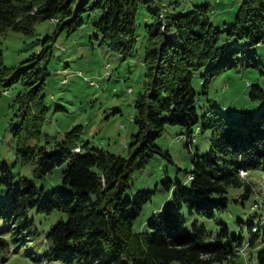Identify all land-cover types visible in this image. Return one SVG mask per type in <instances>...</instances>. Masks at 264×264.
Returning a JSON list of instances; mask_svg holds the SVG:
<instances>
[{
	"label": "trees",
	"instance_id": "trees-1",
	"mask_svg": "<svg viewBox=\"0 0 264 264\" xmlns=\"http://www.w3.org/2000/svg\"><path fill=\"white\" fill-rule=\"evenodd\" d=\"M140 3L146 4L153 22L146 25L145 89L134 101L136 131L126 144L128 156L82 142L81 125L67 131L53 149L41 142L51 43L14 67L10 77H4L8 70L2 75L3 86H23L14 99L20 119L12 127L18 160L34 162L38 178L65 167L61 185L44 196V189L27 177L15 181L9 164L2 163L0 180L8 201L0 202V217L10 225L0 229V253L9 246L5 232L11 231L18 242L37 234L28 216L37 208L67 215L46 234L38 264H234L240 255L242 236H231L226 223L219 222L220 229L213 233L199 219L187 226L180 211L187 206L192 214L215 219L228 206L229 187L244 186V197H249L256 189L248 181L249 170L264 169V106L238 116L215 109L203 113L193 84L196 75L207 87L215 75L239 64L259 67L256 47L264 43V0H242L234 21L223 29L215 27L208 4L174 13L159 0H0V34L8 28L33 33L40 21L51 20L56 29L44 42L53 41L64 30L68 35L77 32L85 14L98 12L93 22L97 32L125 58L137 50ZM250 98L264 101L260 83L251 84ZM167 124L185 127L190 138L201 124L211 132L210 149L194 151L190 182L177 184L172 194L175 209L153 213L147 221L151 232L137 231L135 220L153 191L140 190L134 197L126 193L133 173L162 152L156 139ZM257 259L264 264V248Z\"/></svg>",
	"mask_w": 264,
	"mask_h": 264
},
{
	"label": "rangeland",
	"instance_id": "rangeland-1",
	"mask_svg": "<svg viewBox=\"0 0 264 264\" xmlns=\"http://www.w3.org/2000/svg\"><path fill=\"white\" fill-rule=\"evenodd\" d=\"M159 1L174 13L193 5L208 4L212 21L219 29L226 28L234 21L242 2ZM84 17L86 22L80 30L69 35L64 30L53 41L44 42L56 29V23L51 20L40 21L33 33L8 28L0 34V178L1 165L7 162L15 181L20 176L27 177L31 183L44 189V196L61 185L65 165L57 166L44 178H38L34 174V162L22 163L18 160L12 127L20 119L14 99L23 86L20 83L3 86L1 77L5 71L8 70L4 77H10L14 73V67L40 52L43 46L52 44L45 89L48 113L41 140L48 149H53L56 143L62 141L67 131L81 125L82 142L89 141L92 146L104 147L128 156L126 144L130 143L131 134L136 131L133 121L134 101L145 89L146 68L143 59L149 41L146 25L153 22L151 12L146 4L138 5L137 50L134 56L125 58L103 42L97 32L93 22L99 17V13H88ZM256 52L260 61L257 68L239 64L215 75L207 87L203 86L200 75L195 76L193 84L198 92L197 104L200 111L204 113L215 109L225 115L238 116L243 110L257 113L264 106V101L250 98L252 83H260L264 88V43L256 47ZM9 71L11 72L8 73ZM210 136L211 132L201 124L194 127L192 138L181 125L165 126L161 136L156 139L162 152L154 155L144 168L133 173L126 193L127 196L134 197L140 190L153 191L151 200L144 205L140 216L135 220V230L151 232L147 221L153 213L164 208L175 209L172 194L177 184L190 182L193 153L196 150H209ZM248 179L256 188L254 193L244 197V186H230L228 206L224 211H218L215 219L192 214L187 206L180 211L187 226L199 219L210 231L217 233L220 229L218 223L224 222L228 225L231 236L241 235V252L234 264H259L257 255L264 248V169L249 170ZM7 201V192L0 180V202L7 204ZM28 216L32 220V229L37 230V234L29 236L31 239L27 242H18L12 239L11 231L5 232L9 246L0 253V264H38L45 252L46 234L56 223L67 218L66 213L57 209L51 213H43L37 208H31ZM9 225L6 218L0 217V229Z\"/></svg>",
	"mask_w": 264,
	"mask_h": 264
},
{
	"label": "bare ground",
	"instance_id": "bare-ground-1",
	"mask_svg": "<svg viewBox=\"0 0 264 264\" xmlns=\"http://www.w3.org/2000/svg\"><path fill=\"white\" fill-rule=\"evenodd\" d=\"M243 172H245V174H244ZM240 174H241V175H246V174H247V171L244 170V169H241V170H240ZM256 205H257V204H256Z\"/></svg>",
	"mask_w": 264,
	"mask_h": 264
},
{
	"label": "built area",
	"instance_id": "built-area-1",
	"mask_svg": "<svg viewBox=\"0 0 264 264\" xmlns=\"http://www.w3.org/2000/svg\"><path fill=\"white\" fill-rule=\"evenodd\" d=\"M55 21H57V18H56V20ZM247 175V174H246ZM246 175H243L244 177H246Z\"/></svg>",
	"mask_w": 264,
	"mask_h": 264
}]
</instances>
